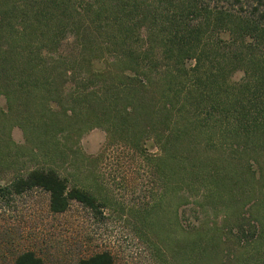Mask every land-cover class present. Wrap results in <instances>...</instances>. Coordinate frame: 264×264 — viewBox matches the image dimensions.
Masks as SVG:
<instances>
[{
    "label": "trees",
    "instance_id": "1",
    "mask_svg": "<svg viewBox=\"0 0 264 264\" xmlns=\"http://www.w3.org/2000/svg\"><path fill=\"white\" fill-rule=\"evenodd\" d=\"M0 95L6 112L34 116L27 130L38 128L49 158L91 127L136 152L160 185L142 221L192 205L234 215L242 231L244 210L263 205L264 0H0ZM30 187L53 213L105 204L53 166L8 190ZM112 262L101 249L69 264ZM10 264L44 260L24 249Z\"/></svg>",
    "mask_w": 264,
    "mask_h": 264
},
{
    "label": "rangeland",
    "instance_id": "2",
    "mask_svg": "<svg viewBox=\"0 0 264 264\" xmlns=\"http://www.w3.org/2000/svg\"><path fill=\"white\" fill-rule=\"evenodd\" d=\"M0 109V264H10L24 249L35 251L44 264H69L101 249L110 251L112 264H264L262 192L256 190L255 196L263 205L244 210L251 225L244 222L242 231L234 225V215L219 212L213 218L209 211L203 216L192 205L176 209L163 204L156 218L146 215L142 221L141 208H148L160 185L130 147L107 142L103 129L91 127L75 142L67 141L70 147L52 159L49 147L40 141L37 122L27 130L34 116L24 121L19 111L6 112L2 95ZM47 165L69 182L100 193L105 202L100 213L74 200L65 211L53 213L45 190H8L16 175Z\"/></svg>",
    "mask_w": 264,
    "mask_h": 264
}]
</instances>
